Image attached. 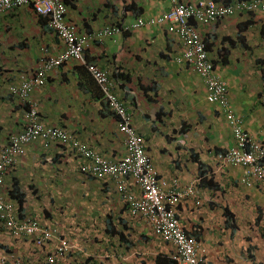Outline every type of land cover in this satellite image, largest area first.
Here are the masks:
<instances>
[{
    "label": "crops",
    "instance_id": "1",
    "mask_svg": "<svg viewBox=\"0 0 264 264\" xmlns=\"http://www.w3.org/2000/svg\"><path fill=\"white\" fill-rule=\"evenodd\" d=\"M63 1L76 30L94 34L106 25L156 17L169 7L166 0ZM195 27L214 72L227 83L231 107L264 146V12L238 11ZM167 28L145 25L94 37L84 49L86 61L108 75L159 179L168 185L175 179L179 189L194 185L193 195L172 208L197 240L205 264H264V187L245 186L241 167L220 166L217 153L235 144L232 131L218 107L206 100L197 72L178 61L183 44ZM63 50L47 18L31 6L0 15V149L22 131L25 111L35 106L45 126L61 128L116 161L125 154L117 116L78 61L69 59L49 70L44 84L25 101L9 90L38 70L42 54L56 56ZM88 162L57 142L38 140L25 147L5 174L2 196L14 203L19 219L57 226L58 237L38 247L31 237L14 236L0 223V256L41 264L62 238L70 243L64 261L71 264H178L173 243L129 212L113 179L81 171ZM127 185L138 193L131 178ZM16 193L22 196L21 210Z\"/></svg>",
    "mask_w": 264,
    "mask_h": 264
},
{
    "label": "built area",
    "instance_id": "2",
    "mask_svg": "<svg viewBox=\"0 0 264 264\" xmlns=\"http://www.w3.org/2000/svg\"><path fill=\"white\" fill-rule=\"evenodd\" d=\"M168 9L156 17H137L130 22L106 25L94 33H79L73 22L67 19V6L63 0H0V15L18 6L28 5L39 16L47 18L49 27L63 43L64 50L56 56L42 54L36 72L22 79L18 86H11L10 92L25 101L32 89L44 84L47 72L74 59L84 65L100 85L109 108L117 116V130L123 135L125 154L116 161L102 157L88 145L58 127L45 126L38 116L35 106H30L24 114V128L9 137L0 149V223L14 236L25 235L32 238L36 246H44L58 237L57 226H46L37 219H19L14 203L2 196L5 174L17 161L25 147L42 140L69 145L78 155L89 162L81 166V171L97 178L110 177L115 182V191L126 203L129 212L141 216L153 232L175 246L173 259L178 264H205L203 253L195 237L182 228L174 209L180 199L193 195V186L179 189L177 180L167 181L158 177L142 138L132 125L131 118L111 89L108 75L95 64L86 61L84 49L94 37L111 36L123 31H131L145 25L167 24V29L180 38L183 50L178 61H184L194 69L206 87V100L215 104L223 113L232 131L235 144L217 153L220 166L241 167V182L247 186L264 187V146L256 141L244 128L243 120L230 105L226 81L214 72L205 43L192 22L214 23L238 11L264 12V0H235L229 4L215 0H166ZM264 102V93L262 95ZM131 178L138 188L133 192L127 185ZM68 241L60 238L54 249L45 256L41 264H71L64 261L70 251ZM0 264H26L17 257L2 254Z\"/></svg>",
    "mask_w": 264,
    "mask_h": 264
},
{
    "label": "trees",
    "instance_id": "3",
    "mask_svg": "<svg viewBox=\"0 0 264 264\" xmlns=\"http://www.w3.org/2000/svg\"><path fill=\"white\" fill-rule=\"evenodd\" d=\"M14 186H15V183H14V185H13V188L12 189H14ZM12 189H10V191H13ZM17 190V189H16ZM14 196L16 197V198H18V202H19V208H20V210H21V205H22V196L19 194V193H16V194H14ZM39 247H44V246H39ZM42 249V248H41Z\"/></svg>",
    "mask_w": 264,
    "mask_h": 264
},
{
    "label": "clouds",
    "instance_id": "4",
    "mask_svg": "<svg viewBox=\"0 0 264 264\" xmlns=\"http://www.w3.org/2000/svg\"><path fill=\"white\" fill-rule=\"evenodd\" d=\"M226 4H229V3H226ZM229 16V15H228ZM193 23V25L195 26V23H197V22H192ZM197 29V28H196ZM197 31H198V29H197ZM198 33H199V31H198ZM200 35V34H199ZM201 37V36H200ZM206 47V46H205Z\"/></svg>",
    "mask_w": 264,
    "mask_h": 264
}]
</instances>
